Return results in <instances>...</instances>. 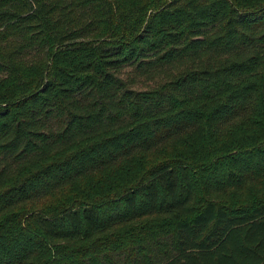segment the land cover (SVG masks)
Returning a JSON list of instances; mask_svg holds the SVG:
<instances>
[{"label": "trees", "instance_id": "1", "mask_svg": "<svg viewBox=\"0 0 264 264\" xmlns=\"http://www.w3.org/2000/svg\"><path fill=\"white\" fill-rule=\"evenodd\" d=\"M0 264H264V0H0Z\"/></svg>", "mask_w": 264, "mask_h": 264}, {"label": "rangeland", "instance_id": "2", "mask_svg": "<svg viewBox=\"0 0 264 264\" xmlns=\"http://www.w3.org/2000/svg\"><path fill=\"white\" fill-rule=\"evenodd\" d=\"M201 164H202L201 161H197L194 163L195 167H197V168L201 167ZM198 171H200V168L198 169Z\"/></svg>", "mask_w": 264, "mask_h": 264}]
</instances>
